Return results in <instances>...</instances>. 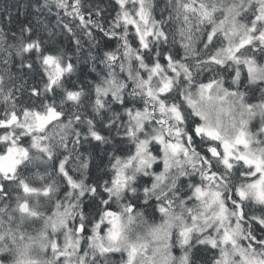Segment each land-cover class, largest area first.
I'll list each match as a JSON object with an SVG mask.
<instances>
[{"label":"snow or ice","instance_id":"snow-or-ice-1","mask_svg":"<svg viewBox=\"0 0 264 264\" xmlns=\"http://www.w3.org/2000/svg\"><path fill=\"white\" fill-rule=\"evenodd\" d=\"M0 264H264V0L0 7Z\"/></svg>","mask_w":264,"mask_h":264},{"label":"trees","instance_id":"trees-1","mask_svg":"<svg viewBox=\"0 0 264 264\" xmlns=\"http://www.w3.org/2000/svg\"><path fill=\"white\" fill-rule=\"evenodd\" d=\"M26 2H27V0H0V7H4V6L12 7L13 5H16L17 3L24 4ZM12 11L15 14V8L14 7L12 8ZM21 18H23V17H21ZM101 155H103L102 150H101ZM99 162H100V160H99V158H97L96 163H99ZM91 171H92L93 175L98 174L95 167H93Z\"/></svg>","mask_w":264,"mask_h":264}]
</instances>
